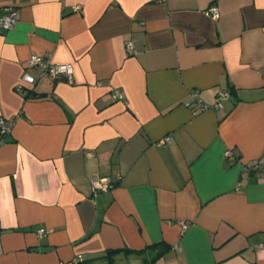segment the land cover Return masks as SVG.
Masks as SVG:
<instances>
[{
    "label": "crops",
    "instance_id": "obj_1",
    "mask_svg": "<svg viewBox=\"0 0 264 264\" xmlns=\"http://www.w3.org/2000/svg\"><path fill=\"white\" fill-rule=\"evenodd\" d=\"M8 5L0 264H264V0ZM33 52L72 80L39 77Z\"/></svg>",
    "mask_w": 264,
    "mask_h": 264
},
{
    "label": "built area",
    "instance_id": "obj_2",
    "mask_svg": "<svg viewBox=\"0 0 264 264\" xmlns=\"http://www.w3.org/2000/svg\"><path fill=\"white\" fill-rule=\"evenodd\" d=\"M206 14L210 15L213 18H218L219 10L217 6L212 3L206 9ZM17 21V10L8 5L5 7L4 12L0 13V30H6L14 26ZM126 49L131 52L133 50V43L131 40L125 41ZM28 64L35 67L37 69L38 76H49L53 79H57L59 77H64L66 80L71 81L73 75V66L71 63H57L52 61V59L48 56H44L41 53L33 52L28 57ZM22 80L28 83H34L37 80L32 74L27 72L23 73ZM193 96L196 98V95L193 93ZM230 96L229 90H219L215 96V105H219L223 99H226ZM114 97H121L120 93H117ZM206 107V105L202 104L199 106V109ZM12 129V121L6 120L4 117L0 116V131L3 136L8 135ZM165 142H170V137L165 136L163 139ZM226 155L230 156L231 152L227 150L225 152ZM250 171L252 174L258 176L260 174L258 170V163L254 162L250 165ZM92 187L95 192L98 191H107L111 186V179L107 176L105 177H92ZM187 228V225L184 222H181L182 232ZM50 231V229L45 227H38L36 232L39 234ZM81 259V255H77L74 259V263H77Z\"/></svg>",
    "mask_w": 264,
    "mask_h": 264
},
{
    "label": "trees",
    "instance_id": "obj_3",
    "mask_svg": "<svg viewBox=\"0 0 264 264\" xmlns=\"http://www.w3.org/2000/svg\"><path fill=\"white\" fill-rule=\"evenodd\" d=\"M228 90H229V89H228ZM231 91H232V89L229 90L230 93H231ZM157 251H158V252L155 254V256H154L153 259L157 258V257L162 253L161 250H158V249H157ZM147 264H149V262H147Z\"/></svg>",
    "mask_w": 264,
    "mask_h": 264
}]
</instances>
